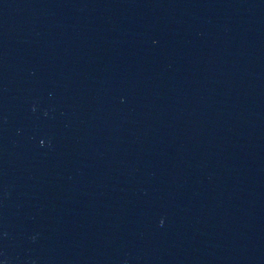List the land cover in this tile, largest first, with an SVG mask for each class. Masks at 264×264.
I'll list each match as a JSON object with an SVG mask.
<instances>
[{
	"label": "water",
	"instance_id": "water-1",
	"mask_svg": "<svg viewBox=\"0 0 264 264\" xmlns=\"http://www.w3.org/2000/svg\"><path fill=\"white\" fill-rule=\"evenodd\" d=\"M0 264H264V0H0Z\"/></svg>",
	"mask_w": 264,
	"mask_h": 264
}]
</instances>
